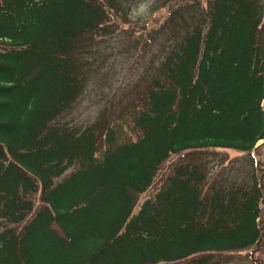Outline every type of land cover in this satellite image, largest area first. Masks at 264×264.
<instances>
[{"label":"trees","instance_id":"trees-1","mask_svg":"<svg viewBox=\"0 0 264 264\" xmlns=\"http://www.w3.org/2000/svg\"><path fill=\"white\" fill-rule=\"evenodd\" d=\"M122 1L0 0V264H218L248 249L257 262L263 3L209 0L109 126L60 125L85 91V45ZM217 149L257 160L258 181L209 188L207 165L189 161L142 202L171 157Z\"/></svg>","mask_w":264,"mask_h":264},{"label":"rangeland","instance_id":"rangeland-1","mask_svg":"<svg viewBox=\"0 0 264 264\" xmlns=\"http://www.w3.org/2000/svg\"><path fill=\"white\" fill-rule=\"evenodd\" d=\"M260 1L264 6V0ZM210 6L209 0H124L116 4L113 18L109 19L105 29L91 35L85 45L82 56L85 91L59 124L77 130H85L94 124L109 126L146 90L169 52L206 17ZM261 12V35L264 36V9ZM189 161L207 165L209 188L215 183L220 186L219 182L231 188L234 183L251 186L258 181V178L254 180L257 160L236 150L177 155L162 165L156 185L142 202L157 189L163 178L173 173L175 165ZM259 161L264 162V151L260 153ZM76 170L77 167L69 169L55 180V184ZM38 209L20 227L29 223ZM253 255V250L248 249L234 254H216L213 259L218 264H264V246L255 253L257 262Z\"/></svg>","mask_w":264,"mask_h":264}]
</instances>
